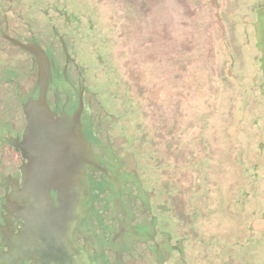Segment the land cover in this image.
Masks as SVG:
<instances>
[{
  "label": "rangeland",
  "instance_id": "obj_1",
  "mask_svg": "<svg viewBox=\"0 0 264 264\" xmlns=\"http://www.w3.org/2000/svg\"><path fill=\"white\" fill-rule=\"evenodd\" d=\"M18 1L23 14L16 21L23 36L33 29L45 48L53 37L47 48L50 55L60 47L52 25L66 31L77 60L71 68L73 83L85 87L86 140L80 149L109 170V180L104 176L99 184L111 185L121 201H116V216L121 205L123 221L130 224L133 217L142 224L153 214H164L166 204L174 216L184 204L190 210L197 207L207 222L214 216L219 222L224 217L232 222L239 185L247 177L252 187L254 161L249 157L258 152L263 111L257 71L249 55H243V50L232 60L225 53L227 44L236 48L247 39L241 15L249 12L250 0H62L67 16L47 5L56 0ZM32 2L34 11L29 10ZM248 32L252 37L249 27ZM250 47L244 45L246 52ZM30 60L27 52L0 38L4 122H27L26 106L40 112L44 105L54 108L51 100L41 96L46 78L40 63L34 67ZM10 68L22 73L19 82H6L5 70ZM47 72L52 78L53 71ZM76 90L68 94L72 109L79 104ZM73 126L71 131L76 133ZM12 159L4 155L1 160ZM3 172L0 218L10 214L11 223L17 199L12 193L6 198L4 192L8 184L16 185L17 177L10 176L9 169ZM91 176L87 171L84 176L78 173L70 186L74 189L83 181L93 191L90 200L106 196V189H92ZM63 182L62 175L52 178L53 186ZM246 201L243 215L249 217L250 226L256 213L251 195ZM214 205L215 215L209 213Z\"/></svg>",
  "mask_w": 264,
  "mask_h": 264
},
{
  "label": "flooded vegetation",
  "instance_id": "obj_2",
  "mask_svg": "<svg viewBox=\"0 0 264 264\" xmlns=\"http://www.w3.org/2000/svg\"><path fill=\"white\" fill-rule=\"evenodd\" d=\"M0 1V38L27 52L34 67L40 63L38 66L46 78L40 86L41 96L47 97L54 105L53 110L44 105L45 109L41 112L37 107L26 106L28 121L21 125L18 124L19 121L12 119L4 122L0 115V174L9 169V175L17 177L16 185L8 184L4 192L7 194L6 198L10 197V193L14 194L17 201L12 206L16 211L12 215L13 223H10V214L0 218V264H264V0H250L248 9L246 8L249 12L241 15L246 23L245 44L236 45V48L227 44L225 51L232 60L240 53L243 54V50V55H249L257 71L256 86L263 97L261 106L259 104L263 111L260 130L258 128V152L249 157L254 161V178L250 180L252 187L248 185L247 177L238 187L235 203L232 202L237 205L234 207L237 216L232 222L231 218L226 217L223 222H219L215 216L210 217L207 222L201 219L200 210L195 206L190 210V207L180 205L174 216V211L166 204L163 208L164 214L159 217L154 216L151 208L153 215L142 224H137V219L133 217H129L130 224L123 221L125 210L121 205L116 216V201L120 204L121 201L118 196L115 197L111 185L99 184L104 176L107 177L106 181L109 180L110 172L106 167L88 157L83 158L86 154L83 156L82 150L80 155L75 154L76 158L72 161V142L67 133H73L71 129L75 123L76 134L83 143L85 115L83 110L78 121L74 122L79 104L72 109V98L68 94L77 88L78 97L83 94L84 98L85 87L82 82L77 87L73 83L71 68L77 65V60L73 47L68 43L66 31L52 25V35L59 39L60 47L58 50L55 47L50 55L47 48L51 47L53 37L45 48L38 43L33 29H27L30 34L23 36L21 27H18L16 17L23 14L21 1ZM32 4L33 2L29 4V10L34 11ZM47 5L58 14L67 16L62 0ZM10 15L15 18H10ZM9 20L16 24H11ZM9 37L38 45L41 49H24ZM243 44L252 47L246 52ZM60 63L64 65L62 71ZM48 68L53 71L52 78L50 73L47 77ZM55 72L58 82L54 79ZM5 74L9 84L19 82L22 77V73L16 68L6 69ZM79 79L82 80V77ZM50 119L61 127L66 138L60 134L57 136L60 130L58 126L52 127ZM32 126L33 132L30 133ZM35 132L37 135H44L45 140H49L51 144L57 143V158L51 157L47 160V156L42 165L34 161L33 149L38 143ZM47 136L60 140H52ZM78 149L80 150V146ZM4 155H11L13 159L1 160ZM245 169L242 171L245 172ZM86 171L92 175V189H106L107 195H96L97 200H90L89 196H92L93 191L90 185H85V189H80L79 202L74 204L73 195L79 190L70 186L69 178L77 176L78 173L79 176H84ZM57 175H62L64 182L62 185L53 186L52 178ZM41 176L44 177L40 178ZM247 195H251L250 204L255 208L253 213H256L251 218L250 226L249 217L243 215L245 205L248 204ZM216 210V205L209 206L210 214L215 215Z\"/></svg>",
  "mask_w": 264,
  "mask_h": 264
},
{
  "label": "water",
  "instance_id": "obj_3",
  "mask_svg": "<svg viewBox=\"0 0 264 264\" xmlns=\"http://www.w3.org/2000/svg\"><path fill=\"white\" fill-rule=\"evenodd\" d=\"M9 38L15 44L19 45L20 47H22L24 49H27V50H32L34 48H36L38 50L41 49V47L38 46V45H31L29 43H23V42H21V41H19L17 39L11 38V37H9ZM83 109H84V99H83V94H82V95H80V100H79V110H78V112H76L77 114L74 115V122L78 121V119H79V117H80ZM73 125H75V123H73ZM35 128H36V126H35ZM57 128L60 130L58 132L57 136L60 134L63 138H66V133L61 129V127L58 126ZM73 128H74V126H73ZM30 129H31L30 133H32L33 132V130H32L33 129V126ZM56 132H57V130H56ZM67 136L71 138V142H72V150H70V153L72 155V161L76 158V155H80L82 152H83V154H82L83 156H84V153L86 154L83 158H87V157H89V155H91V153L87 154L84 151L81 152V149L80 150L78 149V146L84 144V142L86 140L85 139V136L83 137V140H84L83 143L78 141V139L80 140V137L77 136L76 133H71V134H68L67 133ZM32 137H34V135H32ZM35 137H37V139H38V143L35 145V147L33 149L35 151V154H33V157H34V161L35 162L37 161L38 163L41 164L42 162H45V158L47 156H48L47 160H49L51 157L57 158L56 157L58 155V150L56 149L57 148L56 147L57 146V143H53L52 142V144H51V142H49V140H45L44 135L43 136L42 135H39V134L37 135L36 132H35ZM47 137L49 139L52 138V137H49V136H47ZM53 138L56 139V140H60V139H57L56 137H53ZM53 138H52V140H54ZM30 146H33V144H31ZM42 164H44V163H42ZM43 177L44 176H41L40 178H43ZM73 177L74 176H71V178H69V181H71V183H73ZM46 178H47V181H48V177H46ZM53 178H57V177H53ZM77 178H78V180H80L79 177H77ZM62 184L63 183L56 184V185H62ZM74 188L76 190H79V192L75 196L73 195V198H72L73 199V203L75 204V203H78L79 202L80 195H81L80 194V189L81 188H84L85 189V185L82 182H80V183H78V186L77 187H74ZM82 194H84V193H82ZM84 196H86V195H84Z\"/></svg>",
  "mask_w": 264,
  "mask_h": 264
}]
</instances>
